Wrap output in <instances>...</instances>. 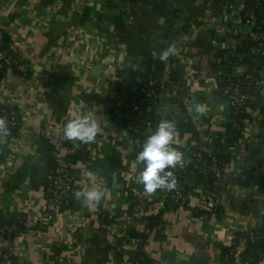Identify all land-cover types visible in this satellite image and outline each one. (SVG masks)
I'll use <instances>...</instances> for the list:
<instances>
[{"label":"crops","instance_id":"0c3cea01","mask_svg":"<svg viewBox=\"0 0 264 264\" xmlns=\"http://www.w3.org/2000/svg\"><path fill=\"white\" fill-rule=\"evenodd\" d=\"M111 1L0 0V38L13 39L30 70L28 77L8 72L0 81V98L18 105L23 119L19 141L11 150H0V226L15 221L25 228L12 239L16 251L10 262L127 264L141 248L165 264H223L224 240L231 232L259 225L264 200L217 184L212 192L223 217L216 229L188 207L169 209L166 188L145 192L139 177L128 176L133 171L130 143L138 142V135L127 138L118 130L109 112L113 79L106 72L128 74L155 44L170 42L175 36L169 33L177 34L183 23L188 28L185 50L167 66V78L188 90L191 101L182 94L165 98L157 123L175 124V148H213L230 116L215 39L201 24L213 0ZM73 26L88 37L80 42L69 35ZM123 57L126 62H119ZM262 103L255 98L251 113L264 125ZM88 105L96 106L93 119L101 131L91 143L76 141L72 159L83 168L80 187L101 191V200L116 198L113 211L95 220L90 211L63 209L43 230L35 229L46 215L50 182L65 150L57 129L84 115L81 108ZM249 154L251 162L264 165V147L251 145ZM239 261L264 264V249L249 248Z\"/></svg>","mask_w":264,"mask_h":264},{"label":"built area","instance_id":"2783aa9c","mask_svg":"<svg viewBox=\"0 0 264 264\" xmlns=\"http://www.w3.org/2000/svg\"><path fill=\"white\" fill-rule=\"evenodd\" d=\"M201 21L202 25L212 31L216 50L219 52L217 62L225 84L224 93L230 116L226 121V127L220 135L215 137L217 145L208 150L203 149L209 152L207 157L201 153V148L178 144L177 149L184 153V161L182 165H177L171 170L178 173L180 170L191 167L199 173H213L218 180V185H224L264 200V191L258 182L259 176L264 175V165L251 162L249 154L251 145L258 144L264 147V125L261 120L252 118L251 113L252 104L257 97H261L264 109V0H224L221 4L213 0L211 8L205 12V17ZM181 24L183 27L179 28L177 34L171 32L168 35L169 37L175 36L177 40L175 55L167 60L160 59L161 53L158 52V48L159 46L168 47L170 42L167 40L155 44L149 52L154 60L163 61L166 69L160 83L162 93L154 120L144 117L149 105L144 93L155 83L150 82L148 88L140 87L138 84L145 73V67L142 65L144 58L128 74L118 75L109 69L106 71L113 79V85L108 91V98L114 105L112 118L116 119L118 130L123 136L129 138L131 135H138L139 141L132 140L130 143L132 156L135 149L143 148V140L156 130L157 119L163 111L165 98L182 94L188 102L191 101L192 95L188 90L167 78V66L174 61L179 51L185 50L182 40L185 39L188 28L183 23ZM69 35L76 40L80 39V42L88 37L78 26L71 27ZM119 62H126V58L123 57L121 61L119 59ZM27 69L23 56L14 42L12 41L7 49H3V41L0 38V81L8 72L24 75ZM81 109L84 114L92 118L97 114L96 106L88 105ZM134 110L138 112V115L131 119L130 113ZM0 119H3L6 124L4 129H0V150L13 149L23 134V119L19 106L0 98ZM125 121H127L126 124ZM65 126L63 128L59 126L57 129V133L63 139L65 150L57 159L56 177L50 182L49 192L52 198L47 204L45 217L39 223L41 230L45 228L48 221L54 219L57 213L73 202L82 209L77 212L90 211L95 220H100L113 211L111 205L117 201L116 198L103 199L98 204L89 207L82 197L77 198L76 193L85 190L80 187L83 168L72 161L74 155L72 147L75 142L64 138ZM140 126L144 129L142 130ZM9 130L18 131V133H9ZM219 155L230 157V162L223 163L218 159ZM143 167L142 164L136 162L135 157L133 171L129 172L128 176L130 178L139 177ZM196 176L197 173L191 171L186 172L180 179L176 178V187L166 188V206L169 209L188 207L194 215L202 212L212 221L216 229H221L222 204L212 191L196 183ZM163 227L165 228L163 222L157 226L160 230ZM21 235L16 225L5 223L0 226V264H11V257L16 251L14 241L10 242L7 237L12 236L14 239ZM224 241V248L229 249L234 259L237 258V263L241 264L239 261L241 252L248 250L253 244L264 242V220L259 225L246 230L231 232ZM141 252L145 251L141 248L136 250L127 264H142L135 259V256ZM219 256L223 264H233V260L222 258V252ZM155 264L165 263L156 262Z\"/></svg>","mask_w":264,"mask_h":264},{"label":"clouds","instance_id":"9594fccd","mask_svg":"<svg viewBox=\"0 0 264 264\" xmlns=\"http://www.w3.org/2000/svg\"><path fill=\"white\" fill-rule=\"evenodd\" d=\"M176 46L169 45L160 55L161 60H167L176 54ZM200 106H198V110ZM6 127L5 121L0 119V129ZM101 131L98 122L90 115L84 114L70 119L64 128V138L71 142L80 141L88 144L93 142ZM175 124L167 119L159 122L156 130L147 137L142 151L136 157V162L142 164L143 170L139 180L143 184L144 191L153 193L157 189H173L177 185V179L171 170L177 165H182L184 153L173 147L175 143ZM89 177L93 173H88ZM103 193L96 189L78 191V199L83 198L84 203L91 207L98 204L103 198Z\"/></svg>","mask_w":264,"mask_h":264},{"label":"trees","instance_id":"16d2710c","mask_svg":"<svg viewBox=\"0 0 264 264\" xmlns=\"http://www.w3.org/2000/svg\"><path fill=\"white\" fill-rule=\"evenodd\" d=\"M223 1L224 0H216V2H218L219 4L223 3ZM110 2L112 3L111 0H108V3H110ZM86 14L87 15H86L85 19H87L89 17L88 13H86ZM2 41H3V49H7L8 46L10 44H12L13 39L9 35H5L4 37H2ZM172 44H174V45L176 44V38H173L170 41L169 45H172ZM166 48L167 47L159 46L158 52L162 53ZM143 58L144 59H143L142 65L145 67V73L142 76V80L138 84H139L140 87L148 88V85H149L150 82H154L155 83L153 87H150L144 93V95L147 97V99L149 101V105L147 107L146 113L144 114V117H148V118H151V119L154 120L156 107L159 105L160 94L162 93V87H161L160 83H161V80L163 79V77H164V75L166 73V71H165L166 69H165L164 62L161 61V60H154L151 57L150 53H147ZM125 72L126 71L121 72V75H124ZM29 75H30V70L27 69L24 72V76L28 77ZM109 112L111 114H113L114 108L110 109ZM137 115H138V112L134 110V111H132L130 113V118L133 119V118L137 117ZM246 117L247 116H245V118ZM126 123H127V121H125V124ZM140 128L142 130L144 129L141 126H140ZM9 133L17 134L18 131L9 130ZM146 139L143 140V145H144ZM216 145H217V142L215 143V146ZM142 149L143 148H138V149L134 150L133 159L135 157H137L138 153L140 151H142ZM200 151H201V153H203V155L205 157H207L209 155L208 151H204L203 149H200ZM218 159L221 160L225 164L230 162V157H227V156H224V155H219ZM72 161H73V159H72ZM191 171H194V172L197 173L195 181H196V183L198 185L205 186L210 191L214 190L215 186L218 183V180L214 176L213 173H199L198 170H193V168L187 167L184 170H180V172H178V173L174 172V174H175L177 179H180V177L183 176L186 172H191ZM258 182H259L262 190L264 191V175H260L259 176ZM66 210L80 211L82 209H81V207L79 205H77L76 203L73 202V203H71L70 205H68L66 207ZM201 215H203L202 212H198V213L195 214V216H201ZM7 224L16 225L19 228V232L20 233H24V231H25V228L22 225H20L19 223L15 222V221H9ZM39 227H40V225H38L37 227L35 226V229L39 228ZM7 238H8V240L10 242L13 241L12 240V236H8ZM260 243L253 244V245L250 246V248H252V249H257V248L264 249V246L261 247L259 245ZM222 258L223 259L229 258L230 260H233L234 256H232L230 254L229 249L223 248V250H222ZM135 259L137 261H140V263H142V264H155L156 263V261H153L146 252H141V253L137 254L135 256Z\"/></svg>","mask_w":264,"mask_h":264},{"label":"water","instance_id":"95a60500","mask_svg":"<svg viewBox=\"0 0 264 264\" xmlns=\"http://www.w3.org/2000/svg\"><path fill=\"white\" fill-rule=\"evenodd\" d=\"M259 245H260L261 247L264 246V242H261Z\"/></svg>","mask_w":264,"mask_h":264}]
</instances>
